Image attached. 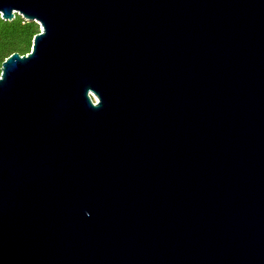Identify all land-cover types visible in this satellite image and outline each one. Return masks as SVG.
<instances>
[{
  "label": "water",
  "instance_id": "water-1",
  "mask_svg": "<svg viewBox=\"0 0 264 264\" xmlns=\"http://www.w3.org/2000/svg\"><path fill=\"white\" fill-rule=\"evenodd\" d=\"M0 264H264V0H0Z\"/></svg>",
  "mask_w": 264,
  "mask_h": 264
},
{
  "label": "trees",
  "instance_id": "trees-1",
  "mask_svg": "<svg viewBox=\"0 0 264 264\" xmlns=\"http://www.w3.org/2000/svg\"><path fill=\"white\" fill-rule=\"evenodd\" d=\"M39 32L37 23L27 22L18 15L12 21L0 18V68L10 55L17 53L23 56L29 53L33 38Z\"/></svg>",
  "mask_w": 264,
  "mask_h": 264
}]
</instances>
